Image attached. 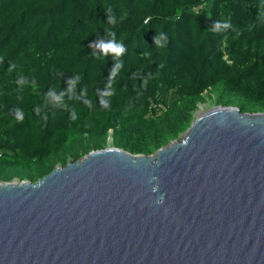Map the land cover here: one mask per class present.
I'll return each mask as SVG.
<instances>
[{
  "label": "trees",
  "instance_id": "16d2710c",
  "mask_svg": "<svg viewBox=\"0 0 264 264\" xmlns=\"http://www.w3.org/2000/svg\"><path fill=\"white\" fill-rule=\"evenodd\" d=\"M204 103L264 112V0H0V182L152 154Z\"/></svg>",
  "mask_w": 264,
  "mask_h": 264
},
{
  "label": "water",
  "instance_id": "95a60500",
  "mask_svg": "<svg viewBox=\"0 0 264 264\" xmlns=\"http://www.w3.org/2000/svg\"><path fill=\"white\" fill-rule=\"evenodd\" d=\"M0 264H264V112L198 109L152 154L108 141L0 182Z\"/></svg>",
  "mask_w": 264,
  "mask_h": 264
},
{
  "label": "rangeland",
  "instance_id": "374dc122",
  "mask_svg": "<svg viewBox=\"0 0 264 264\" xmlns=\"http://www.w3.org/2000/svg\"><path fill=\"white\" fill-rule=\"evenodd\" d=\"M209 107H210V105L208 103H204V104H202V105L199 106V111L200 112H203V111H205ZM14 181H18V180L17 179H14Z\"/></svg>",
  "mask_w": 264,
  "mask_h": 264
},
{
  "label": "clouds",
  "instance_id": "9594fccd",
  "mask_svg": "<svg viewBox=\"0 0 264 264\" xmlns=\"http://www.w3.org/2000/svg\"><path fill=\"white\" fill-rule=\"evenodd\" d=\"M108 141L110 142V138H108Z\"/></svg>",
  "mask_w": 264,
  "mask_h": 264
}]
</instances>
